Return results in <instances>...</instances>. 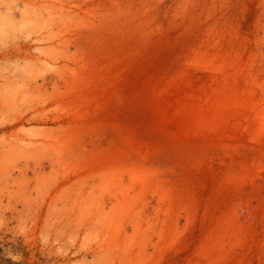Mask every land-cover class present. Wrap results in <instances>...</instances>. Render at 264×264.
Listing matches in <instances>:
<instances>
[{"label":"rangeland","instance_id":"1","mask_svg":"<svg viewBox=\"0 0 264 264\" xmlns=\"http://www.w3.org/2000/svg\"><path fill=\"white\" fill-rule=\"evenodd\" d=\"M250 150L264 0H0V264H264Z\"/></svg>","mask_w":264,"mask_h":264},{"label":"bare ground","instance_id":"2","mask_svg":"<svg viewBox=\"0 0 264 264\" xmlns=\"http://www.w3.org/2000/svg\"><path fill=\"white\" fill-rule=\"evenodd\" d=\"M98 43V42H97ZM99 44V43H98ZM93 47V46H92ZM99 47V46H98ZM21 49V48H20ZM94 49V48H93ZM18 50V49H17ZM97 50V49H96ZM93 51V50H92ZM97 52V51H96ZM91 55V54H90ZM98 56V55H97ZM198 59V58H197ZM102 82V81H101ZM122 124V123H121ZM123 126H121L122 128ZM118 128V127H117ZM124 128V127H123ZM120 130V128H119ZM123 129H121L122 131ZM132 130V129H131ZM123 134V133H122ZM128 134V133H127ZM124 136V135H123ZM128 136V135H127ZM125 137V136H124ZM120 138V137H119ZM130 139V138H129ZM125 140V139H124ZM120 141V140H119ZM124 142V141H123ZM126 142V141H125ZM133 142V141H132ZM127 147L129 146L128 144H126ZM120 146V145H118ZM254 149V148H253ZM127 150V149H125ZM124 150V151H125ZM132 151V150H131ZM131 151H128V152H131ZM135 151V150H134ZM184 152V150H183ZM198 152V151H197ZM250 154H252L253 156H256L258 159H264V153L260 152V151H249ZM135 153V152H134ZM182 152H180L181 154ZM188 154V152H186ZM203 153V152H202ZM130 154V153H128ZM166 154V153H165ZM171 154V153H170ZM183 154V153H182ZM185 154V153H184ZM177 154H172L171 157L173 158V161L175 163L176 161V156ZM181 156H184V155H181ZM134 157V156H133ZM154 157V156H153ZM179 157V155H178ZM122 158V157H121ZM170 158V157H169ZM168 157H164L163 159L159 160V167L160 169L162 168L163 169V174H161L163 176V180L161 181V187L164 189L165 193L168 194L170 197H176V199L179 200V198L183 201H185V195H184V191H183V187H182V178L181 176L179 177L178 174L180 173L178 170H176L175 173H172L171 172V168L172 166H175V165H172V158L169 159ZM186 158V157H184ZM254 158V157H253ZM180 159V158H179ZM190 159V157H189ZM256 159V160H258ZM158 160V159H157ZM171 160V161H170ZM185 160V159H184ZM182 161V160H180ZM261 161V160H260ZM179 163V161H177ZM184 162V161H182ZM148 163V162H147ZM150 163V162H149ZM259 163V162H258ZM182 164V163H181ZM179 165V164H178ZM177 165V166H178ZM175 169V168H174ZM178 169V167H177ZM180 169V168H179ZM181 170V169H180ZM159 173V172H158ZM159 176V175H158ZM153 180V179H152ZM151 184V183H150ZM194 190V189H193ZM188 192V191H187ZM187 194V193H186ZM197 198V197H196ZM195 199V198H194ZM172 201V199H171ZM175 201V200H174ZM194 203V202H193ZM220 258V257H219Z\"/></svg>","mask_w":264,"mask_h":264},{"label":"crops","instance_id":"3","mask_svg":"<svg viewBox=\"0 0 264 264\" xmlns=\"http://www.w3.org/2000/svg\"><path fill=\"white\" fill-rule=\"evenodd\" d=\"M4 264H7V263H4Z\"/></svg>","mask_w":264,"mask_h":264}]
</instances>
